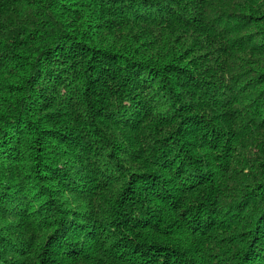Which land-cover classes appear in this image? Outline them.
Here are the masks:
<instances>
[{"label": "trees", "instance_id": "obj_1", "mask_svg": "<svg viewBox=\"0 0 264 264\" xmlns=\"http://www.w3.org/2000/svg\"><path fill=\"white\" fill-rule=\"evenodd\" d=\"M0 264H264V0H0Z\"/></svg>", "mask_w": 264, "mask_h": 264}]
</instances>
